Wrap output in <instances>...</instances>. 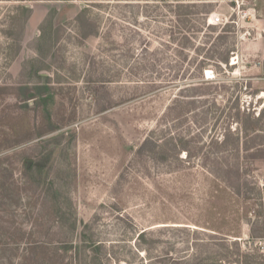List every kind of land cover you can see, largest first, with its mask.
Instances as JSON below:
<instances>
[{"label": "rangeland", "instance_id": "374dc122", "mask_svg": "<svg viewBox=\"0 0 264 264\" xmlns=\"http://www.w3.org/2000/svg\"><path fill=\"white\" fill-rule=\"evenodd\" d=\"M263 238L264 0H0V264Z\"/></svg>", "mask_w": 264, "mask_h": 264}, {"label": "trees", "instance_id": "16d2710c", "mask_svg": "<svg viewBox=\"0 0 264 264\" xmlns=\"http://www.w3.org/2000/svg\"><path fill=\"white\" fill-rule=\"evenodd\" d=\"M24 11L27 13V16L29 17V14H30V12L28 11V10H25L24 9ZM222 62L223 63H225V64H228V57L226 56V57H222ZM206 66V63L204 62L202 65H200V66H198L199 68V70H202L203 69V67H205ZM180 146L181 147H179V145L178 144H176L175 145V149L177 148V147H179V151H181L182 149L184 150V148H182V147H185L183 144H182V142H180ZM237 193H241V189H239V188H234V187H232ZM237 189V190H236ZM225 242H222L224 245V247H226V249H227V251H229V248L230 247H233V245H234V247H236V250L238 251V253H240V246L236 243V242H227L228 240H224ZM228 243H233L232 245H230V244H228ZM98 247V246H97ZM96 247V249L97 250H99L98 248ZM253 249V251H258V252H260L258 249H254V248H252ZM244 253V252H243ZM241 255H242V253H241ZM228 255H225V258L223 259V260H219V261H213L211 258H209V260L211 261V264H229L230 262H229V258L227 257ZM252 257H248L247 255H245V254H243V256H242V264H257V262H255V261H252V260H250ZM253 259V258H252ZM254 260V259H253Z\"/></svg>", "mask_w": 264, "mask_h": 264}, {"label": "built area", "instance_id": "2783aa9c", "mask_svg": "<svg viewBox=\"0 0 264 264\" xmlns=\"http://www.w3.org/2000/svg\"><path fill=\"white\" fill-rule=\"evenodd\" d=\"M212 20V24L213 25H219V24H222L223 23V19L219 16H215L214 18L211 19ZM209 76L207 75L206 78L207 79H210L208 78ZM259 247H258V243L256 242L255 243V248L258 249L260 251L261 254H264V238L260 241L259 243Z\"/></svg>", "mask_w": 264, "mask_h": 264}, {"label": "bare ground", "instance_id": "6f19581e", "mask_svg": "<svg viewBox=\"0 0 264 264\" xmlns=\"http://www.w3.org/2000/svg\"><path fill=\"white\" fill-rule=\"evenodd\" d=\"M209 73V72H208Z\"/></svg>", "mask_w": 264, "mask_h": 264}]
</instances>
